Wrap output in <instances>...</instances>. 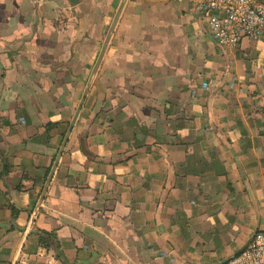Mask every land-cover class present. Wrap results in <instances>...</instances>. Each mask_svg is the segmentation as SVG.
<instances>
[{
	"label": "crops",
	"instance_id": "1",
	"mask_svg": "<svg viewBox=\"0 0 264 264\" xmlns=\"http://www.w3.org/2000/svg\"><path fill=\"white\" fill-rule=\"evenodd\" d=\"M120 2L0 0V264L44 188L15 264H221L264 230V38L125 0L93 73Z\"/></svg>",
	"mask_w": 264,
	"mask_h": 264
},
{
	"label": "built area",
	"instance_id": "2",
	"mask_svg": "<svg viewBox=\"0 0 264 264\" xmlns=\"http://www.w3.org/2000/svg\"><path fill=\"white\" fill-rule=\"evenodd\" d=\"M208 24L215 42L235 48L243 38H264V0H187ZM221 264H264V230Z\"/></svg>",
	"mask_w": 264,
	"mask_h": 264
},
{
	"label": "water",
	"instance_id": "3",
	"mask_svg": "<svg viewBox=\"0 0 264 264\" xmlns=\"http://www.w3.org/2000/svg\"><path fill=\"white\" fill-rule=\"evenodd\" d=\"M124 1H125V0H121L120 4H119V6H118V8H117V10H116V13H115V15H114V17H113V20H112V22H111V24H110V26H109V29H108L107 34H106V36H105L104 42H103L102 47H101V49H100V52H99V54H98V57H97V60H96V63H95L94 69H93V73L95 72L96 68L98 67V64H99V62H100V60H101V58H102V56H103V52H104V50H105V47H106V45H107V42H108V40H109V37H110V35H111V32H112V30H113V27H114V25H115V22H116V20H117V17H118V15H119V12L121 11V8H122V6H123ZM88 84H89V82H88ZM85 95H86V91L83 93V95H82V97H81V99H80V102H79V104H78V106H77V108H76V110H75V113H74V115H73V117H72V120H71V122H70V124H69L68 130H67V132H66V134H65V137H64V139H63V142H62V144H61V146H60V148H59V150H58V153H57V155H56V158H55V160H54V162H53L52 168H51L50 173H49V176H48L47 184H48V182L50 181V178H51L52 175H53V172H54V170H55V168H56V166H57V163H58L59 157H60V155H61V153H62V151H63V149H64V147H65V145H66V142H67V140H68L69 134H70L71 129H72L73 125H74V122H75V119H76V117H77V115H78V112H79V110H80V108H81V105H82V102H83V100H84V98H85ZM47 184H46V186H47ZM45 190H46V188H44V190H43V192H42V195L40 196L39 202L37 203V205H36V207H35V209H34V211H33V215H32L31 220H30V222H29V226L27 227V229H26V231H25V234H24V236H23V239H22V241H21V244H20V246H19V248H18V250H17L16 257H15V259L13 260L12 264H15V263H16L17 257H18L20 251L22 250V248H23V246H24V242H25V240H26V237H27L28 232L30 231V227H31L32 222H33V219H34V215H35V213L37 212V210H38V208H39V206H40V204L42 203V200H43V198H44Z\"/></svg>",
	"mask_w": 264,
	"mask_h": 264
}]
</instances>
